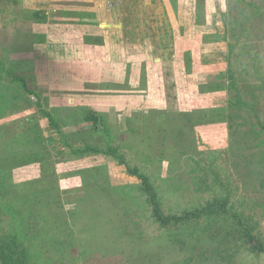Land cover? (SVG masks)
I'll use <instances>...</instances> for the list:
<instances>
[{"label":"rangeland","instance_id":"374dc122","mask_svg":"<svg viewBox=\"0 0 264 264\" xmlns=\"http://www.w3.org/2000/svg\"><path fill=\"white\" fill-rule=\"evenodd\" d=\"M201 4L202 23L196 0H178L175 13L169 0H80L73 12H60L65 23L87 20L78 24L81 35L101 30L110 38L109 86L98 83L93 65L73 64L66 88L32 61L10 65L19 59L9 56L11 41L0 29V104L13 105L0 110V206L29 205L20 199L23 183H31L33 202L55 200L45 185L54 176L61 195L45 238L32 235L39 228L24 231L30 256H40L35 264H264V255L238 237L247 229L264 244V0ZM62 5L66 10L71 0ZM89 21H98L99 30ZM195 47L200 58L191 64L184 53L193 57ZM93 67V82L79 81ZM23 77L26 89L18 81ZM237 99L246 107L223 109ZM197 114L200 125L184 129L187 136L178 141V126L200 120ZM26 132L37 139L40 156L3 161L4 141ZM126 165L148 176L162 213L181 222L155 221ZM45 191L48 197L41 196ZM214 201L218 215L208 218L202 211ZM4 213L1 228L8 232Z\"/></svg>","mask_w":264,"mask_h":264},{"label":"crops","instance_id":"0c3cea01","mask_svg":"<svg viewBox=\"0 0 264 264\" xmlns=\"http://www.w3.org/2000/svg\"><path fill=\"white\" fill-rule=\"evenodd\" d=\"M65 1L70 0H0V29L3 30L2 28L6 27V33L11 41L9 56L11 58L18 57L19 59L13 60L10 65L24 67L26 61L29 62H27L28 64L32 61L34 66L44 67L49 78L53 75V81L60 82L64 88L66 87L63 82H66V79L71 76V66L73 64H87L88 67L93 65L100 69L98 83L109 86L112 83L110 82L109 69L112 67L109 69H104V67L105 60L110 62L112 58L110 38L100 30L98 33L96 32L98 34L96 36L103 39L102 45L95 47L86 45L84 40H89L90 36H95L91 35L93 34L92 30H88L84 35H81L79 33L80 26L65 23L62 20L63 15L60 14L63 11L66 13L73 12L75 8L73 4H78L80 0H71V6L66 10L62 5ZM94 9H97V7ZM74 27L77 28L75 32ZM117 27L120 28V33L124 29L123 24ZM96 29L99 30L97 26ZM84 48L87 51L92 49L94 55L91 53L92 55L89 57ZM84 55L87 59L83 63L81 60H83ZM23 63L25 64L23 65ZM94 67L90 68L89 71L85 68L80 77L78 76L79 81L91 80L93 82L92 74L96 69ZM115 82L122 81L121 79H115ZM126 82L129 83V81ZM135 82L132 79L131 85H134ZM91 88L96 89V86L91 85Z\"/></svg>","mask_w":264,"mask_h":264},{"label":"trees","instance_id":"16d2710c","mask_svg":"<svg viewBox=\"0 0 264 264\" xmlns=\"http://www.w3.org/2000/svg\"><path fill=\"white\" fill-rule=\"evenodd\" d=\"M202 1L203 0H196L195 19L197 23H202V21L204 22V10L201 4ZM169 3L171 6V10L174 13L179 11L178 0H169ZM89 22L96 26L98 24V21H92V22L89 21ZM78 24L83 25V24H88V23H87V20H80L77 22V25ZM206 38L207 37H205V39H202L203 43L205 42ZM84 41L86 45L95 47V46H101L103 39L100 36H90L89 40L85 39ZM182 42H184V40H182ZM185 54L191 57V60L189 59L188 61L189 62L191 61V64H194L197 60V59L194 60V58H198V57L200 58V49L199 47H195L193 57L191 56V52L189 51L185 52L184 55ZM200 65H203V63L202 64L199 63V66ZM185 68H186V63H185ZM206 74H208V72ZM18 81L21 82L23 84L24 89H26V86H25L26 79L23 77V78H19ZM28 92L31 95L33 94V92H30V91ZM243 107H246V106H243L242 102H240L239 99H237L234 102L228 100L226 107L223 109H226V110L229 109L230 111H232V110H241ZM10 108H13V105H8V103H6L5 105L0 104V110H2L4 114L8 113ZM216 112L218 113L219 110H216ZM191 113H194V112H191ZM97 116H98V120L103 122L102 117L99 115ZM197 116L200 117V120L195 117L194 119L185 120L184 122H182L180 126H178V129L175 132V137L178 141L187 136V133L184 131V129L193 130L195 127L200 125L196 121H201L203 116H201V114H197ZM82 120L87 121V122L89 121L87 117H83ZM30 136L31 135L28 132H26L19 136L13 135L12 137H9V139L4 141V142H7V145H8V148H5L8 150L7 151L8 154H4L2 156L4 157L2 160L9 163L10 161L7 160V157L9 158V156L12 155L14 160H18L17 162L24 163L27 161V163H30V159H35L33 158V156H40L38 154L40 150H39V145L37 143V139H35L36 141H34L33 138ZM3 138L5 137L2 135V139ZM15 143L22 145L23 147L22 151L20 150L16 151L13 149V145ZM126 169L131 176H134L135 178H137L141 187L143 188L144 194L147 197H149V201L152 204V211L154 214V219L160 224V226L165 227L169 225L171 223V220L174 223L181 222L182 220L181 218L166 217L162 213L160 209V204L158 203L156 199L157 198L156 193L154 191L153 186L150 183V179L148 178V176L141 173L138 168H131V167L129 168L126 165ZM49 179H50L49 181L45 182V185L47 184L46 189L47 191L51 190V192L55 194V196L57 197L55 200H48L46 198L44 199L42 198V199H38V201L36 202H33V199H29V198L35 197V196L29 195L30 193L28 192L29 191L28 189L30 188L31 183H23L22 187H20L19 189V193L23 196V197H20V199L22 198L26 200V202L29 205L26 204V207H23L25 203H21V202L19 203V200H15V201L12 200V202L6 203L3 207L0 206V209L6 212L2 215V218H4L5 216L9 218V219H5V223L8 225H12L11 231L4 232V230L1 228V218H0V264H35L37 263L36 260H39L40 256L37 257L38 255H36L35 257L30 256L31 252L24 244L23 235H24V231L25 233L31 234V232L34 229L39 228L43 232L41 231V232H38L32 235H34V237L36 238L38 237L45 238L44 235L46 234V232H49V230H51V228L46 225L48 222H50V219H51V217H49V213L52 214V210L55 211L58 207H60L61 195L59 194V189L57 188V185H55L57 184L58 180L55 178V176L54 178L49 177ZM11 182L13 184L15 183L14 180ZM49 185L51 187L48 188ZM4 186L5 185H3V182L0 180V189H5ZM47 194L48 192L45 191V193H43L41 196L48 197ZM217 205H218L217 201H214L213 205H210L208 208L204 209L202 213L206 214L208 218H211V217L215 218L214 216L218 215V213H216V211L214 210ZM223 206H225V203L220 204L219 206L220 211ZM34 211H37L36 216L38 217L37 219L39 222L33 223L31 221V219L34 218V215H33ZM198 216H199L198 214L192 215V218H197ZM14 224L15 225L19 224L20 228L18 229L14 227ZM114 228H116V226H114ZM241 233H242V237L240 236L238 237L241 240L243 238L244 243L250 244L251 245L250 248L252 251H254L257 254L264 255V244L262 242L258 241L247 229L242 230ZM109 239H113V238L108 237V241ZM32 260L34 261V263ZM43 262L45 261H42L41 263ZM45 264H48V263L45 262Z\"/></svg>","mask_w":264,"mask_h":264},{"label":"water","instance_id":"95a60500","mask_svg":"<svg viewBox=\"0 0 264 264\" xmlns=\"http://www.w3.org/2000/svg\"><path fill=\"white\" fill-rule=\"evenodd\" d=\"M103 27H111L110 24L103 25Z\"/></svg>","mask_w":264,"mask_h":264}]
</instances>
